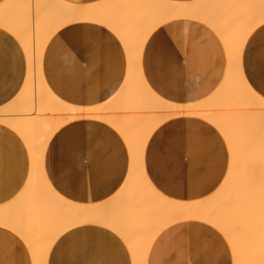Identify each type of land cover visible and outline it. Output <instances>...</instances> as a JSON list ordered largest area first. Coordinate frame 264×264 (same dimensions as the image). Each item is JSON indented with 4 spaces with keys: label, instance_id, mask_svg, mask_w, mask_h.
<instances>
[{
    "label": "crops",
    "instance_id": "0c3cea01",
    "mask_svg": "<svg viewBox=\"0 0 264 264\" xmlns=\"http://www.w3.org/2000/svg\"><path fill=\"white\" fill-rule=\"evenodd\" d=\"M64 1L88 5L101 0ZM224 12L228 14V10ZM198 20L181 17L162 22L149 33L134 60V70L165 101H202L224 79L229 61L223 42L208 23ZM63 26L49 37L42 52V76L50 91L67 104L101 107L105 108L102 114L134 119L132 127L148 124L152 116L148 110L108 108L122 102L130 67L126 49L116 33L96 20L73 21ZM238 68L248 86L264 98V22L247 36L238 56ZM25 74V55L20 44L0 28V106L16 96ZM160 123L150 132L138 160L150 185L178 202L212 194L230 166V149L222 133L197 115H179ZM28 158L20 137L0 125V207L9 205L22 190L29 171ZM130 159L128 144L113 124L102 117L84 116L64 123L51 135L43 154V173L54 191L71 202L107 207L124 201L127 206L131 197L124 184L132 165ZM120 187V192L124 189L121 193ZM61 234L50 246L45 264H67L68 260V264H132L126 242L107 225L84 223ZM150 245L146 264H231L224 237L201 221L183 219L166 224ZM0 264H32L26 242L3 225Z\"/></svg>",
    "mask_w": 264,
    "mask_h": 264
},
{
    "label": "bare ground",
    "instance_id": "6f19581e",
    "mask_svg": "<svg viewBox=\"0 0 264 264\" xmlns=\"http://www.w3.org/2000/svg\"><path fill=\"white\" fill-rule=\"evenodd\" d=\"M224 10H228L227 15L223 14ZM181 17L208 23L223 42L226 61H229L220 87L195 103L178 104L161 99L133 68L149 33L162 22ZM79 20L103 22L122 41L130 67L120 98L122 102L108 108L151 109L152 116L144 131L134 130V119L102 114L105 108L67 104L47 87L41 69L45 44L58 28ZM262 22L264 0H101L88 5L64 0L0 3V28L18 41L26 63L22 87L12 100L0 106V125L16 133L29 154L25 184L14 201L0 207V225L16 232L26 242L32 264H45L57 236L84 223L107 225L126 242L132 264H146V253L156 233L166 224L183 219L214 227L226 239L233 264H264V98L248 86L238 68V56L247 36ZM226 107L228 110H222ZM179 115H197L207 120L222 133L230 149L229 170L220 186L195 201L178 202L163 196L150 185L138 166L153 128ZM84 116L106 119L128 144L132 165L125 187L122 185L132 198L127 206L124 201L107 207L71 202L54 191L44 176L43 154L49 138L64 123Z\"/></svg>",
    "mask_w": 264,
    "mask_h": 264
},
{
    "label": "rangeland",
    "instance_id": "374dc122",
    "mask_svg": "<svg viewBox=\"0 0 264 264\" xmlns=\"http://www.w3.org/2000/svg\"><path fill=\"white\" fill-rule=\"evenodd\" d=\"M148 111H150L151 112V109H147ZM222 110H228V108L226 107V108H224V109H222ZM146 126V125H145ZM145 126H135L134 127V130L136 131L138 128L139 129H141V131H144V128H145ZM256 131H257V129H256ZM262 158H263V156H262ZM260 168V167H259ZM229 170V169H228ZM209 225V224H208ZM211 226V225H210ZM212 227V226H211ZM214 228V227H213ZM215 229V228H214ZM225 239V238H224ZM225 241H226V239H225ZM226 243H227V241H226ZM228 244V243H227ZM228 250H229V253H230V258H231V264H233V259H232V255H231V252H230V248H229V245H228Z\"/></svg>",
    "mask_w": 264,
    "mask_h": 264
}]
</instances>
